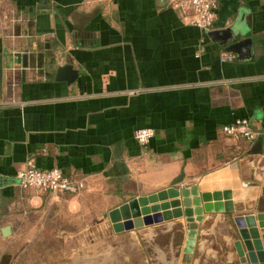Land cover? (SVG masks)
Listing matches in <instances>:
<instances>
[{"label":"crops","instance_id":"crops-1","mask_svg":"<svg viewBox=\"0 0 264 264\" xmlns=\"http://www.w3.org/2000/svg\"><path fill=\"white\" fill-rule=\"evenodd\" d=\"M217 1L205 33L167 0H2L1 240L27 226L54 241L75 240L78 260L89 228L115 239L108 248L117 257L124 240L130 249L175 229L177 264H242L233 218L252 215L264 252V137L250 144L221 132L240 119L256 133L264 128V0ZM65 65L76 74L70 83L57 79ZM142 129L153 131L144 147L133 137ZM31 158L84 189L60 196L22 190L17 174ZM192 186L205 195L203 208L229 200L235 211H204L189 262L184 217L112 230L109 212L133 200L138 212L144 200L160 208L157 215L174 212L180 188ZM67 226L75 232L68 238Z\"/></svg>","mask_w":264,"mask_h":264},{"label":"rangeland","instance_id":"rangeland-1","mask_svg":"<svg viewBox=\"0 0 264 264\" xmlns=\"http://www.w3.org/2000/svg\"><path fill=\"white\" fill-rule=\"evenodd\" d=\"M67 229L62 230L63 237L74 235L71 226H67ZM84 229L86 230V226ZM30 231L27 226H21L14 237L0 239V264H177L179 262L178 251L181 239L175 229L157 236V233H154L152 239L146 242L137 241L135 242L137 246L130 249L124 240L125 247L121 250L124 255L117 257L114 249L108 248L115 247V239L109 238L107 231L104 230L93 236L89 228L85 235L81 236L83 246L82 250H79L81 259L78 260L71 256L77 245L75 240L54 241L50 239V234ZM98 237L101 240L100 244L95 240ZM77 242L79 243V237ZM94 244L96 249L93 248ZM202 259L207 261L203 263ZM220 260L222 261L223 258H217L216 262L201 258L197 264H219Z\"/></svg>","mask_w":264,"mask_h":264},{"label":"water","instance_id":"water-1","mask_svg":"<svg viewBox=\"0 0 264 264\" xmlns=\"http://www.w3.org/2000/svg\"><path fill=\"white\" fill-rule=\"evenodd\" d=\"M76 74L73 72L72 67L69 65L60 66L57 70V79H61L70 83L74 80ZM260 150V143H257L253 148V153H258ZM181 197V208L174 210V212H164L163 215H157V211H160L159 207H148L146 206L147 201H139L144 206L142 211H135V205H138V201H131L129 204H124L117 210L109 212L108 216L111 220V227L115 233H121L129 230H136L144 226H149L153 224L160 223L163 220L184 217L185 228H186V240L183 248V260L189 262L191 255L193 253V247L195 244V239L198 230V223H200L204 218L205 212H233L235 208L233 204L226 200L224 202H215L214 204L204 203V208L202 206V201L205 202L206 197L202 195L199 196L198 188L192 186L190 188L181 187L180 188ZM178 193V195H179ZM190 194L193 196L191 200L189 198ZM177 195V196H178ZM215 197H219V194H214ZM152 200V198L150 199ZM130 207V208H129ZM129 209L132 214H129ZM148 214L154 212L155 214L151 217L143 219L142 214ZM122 219V223H116L118 218ZM233 222L238 230L241 241L236 242L235 248L239 261L242 264H264V252L262 248L261 241L259 240V233L255 228V221L252 215H242L233 218ZM11 229L6 226L2 229V235L4 237L10 235Z\"/></svg>","mask_w":264,"mask_h":264},{"label":"built area","instance_id":"built-area-1","mask_svg":"<svg viewBox=\"0 0 264 264\" xmlns=\"http://www.w3.org/2000/svg\"><path fill=\"white\" fill-rule=\"evenodd\" d=\"M167 2L181 15L190 13L192 24L202 32L207 33L211 30L216 16L217 0H167ZM221 132L228 139L245 140L250 144L264 137V128L256 133L245 119L223 126ZM133 137L140 146L144 147L153 137V131L150 129L137 130ZM17 183L22 190L46 192L53 196L78 195L85 187L82 181L71 179L58 168L48 170L38 168L32 158L27 160L25 170L17 174Z\"/></svg>","mask_w":264,"mask_h":264}]
</instances>
